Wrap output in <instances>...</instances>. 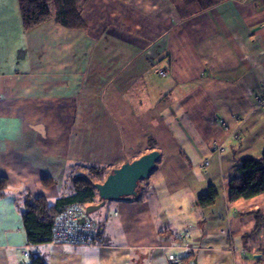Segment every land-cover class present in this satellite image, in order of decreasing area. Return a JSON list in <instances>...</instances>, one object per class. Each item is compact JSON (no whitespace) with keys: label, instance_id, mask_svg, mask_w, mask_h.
I'll use <instances>...</instances> for the list:
<instances>
[{"label":"crops","instance_id":"1","mask_svg":"<svg viewBox=\"0 0 264 264\" xmlns=\"http://www.w3.org/2000/svg\"><path fill=\"white\" fill-rule=\"evenodd\" d=\"M176 2L88 0L84 28L25 31L18 2L0 0V264H264L251 214L264 195L228 191L239 161L264 152V0L184 18ZM149 138L160 156L136 195L89 216L97 245L27 243L24 193L53 202L72 175L150 152ZM209 185L217 197L201 207Z\"/></svg>","mask_w":264,"mask_h":264},{"label":"trees","instance_id":"2","mask_svg":"<svg viewBox=\"0 0 264 264\" xmlns=\"http://www.w3.org/2000/svg\"><path fill=\"white\" fill-rule=\"evenodd\" d=\"M20 13V21L25 31L33 29L40 24L54 20L67 28H84L81 13L88 0H16ZM225 0H177L175 8L182 18L192 13L213 7L214 4ZM149 150L157 149L153 138H149ZM237 174L229 182V200L251 198L258 194L264 195V152L259 157H243L239 161ZM108 173L101 167L87 168L86 174H75L69 178L68 191L50 202L43 196L24 193L21 214L27 243L31 245L48 243L52 236L54 220L64 208L70 205L87 206L94 204L97 199L95 182H102ZM48 183V182H46ZM6 179L0 177V197L6 193ZM216 189L209 185L205 193L197 198L201 207H210L217 197ZM255 220L254 232L262 231L264 236V214L251 213ZM30 264H46L40 255L34 256Z\"/></svg>","mask_w":264,"mask_h":264},{"label":"built area","instance_id":"3","mask_svg":"<svg viewBox=\"0 0 264 264\" xmlns=\"http://www.w3.org/2000/svg\"><path fill=\"white\" fill-rule=\"evenodd\" d=\"M160 75H165L164 70H159ZM255 97V106L264 109V91L257 94ZM222 148H218V152ZM208 165V160H205L202 167ZM85 207L80 205H70L64 208L57 217L53 225L52 236L48 244L53 245H67V246H95L97 245L98 229L100 223L91 220L87 217ZM84 217V219H83ZM83 219V222L82 220ZM244 253L245 250H242ZM167 264H185L179 256H169Z\"/></svg>","mask_w":264,"mask_h":264},{"label":"water","instance_id":"4","mask_svg":"<svg viewBox=\"0 0 264 264\" xmlns=\"http://www.w3.org/2000/svg\"><path fill=\"white\" fill-rule=\"evenodd\" d=\"M160 153L153 149L137 159L115 167L102 182H95L98 203L85 206L86 215L103 206L105 201L128 199L136 195L139 180L149 176L159 160ZM84 219V217H83ZM83 219L82 222H83Z\"/></svg>","mask_w":264,"mask_h":264},{"label":"rangeland","instance_id":"5","mask_svg":"<svg viewBox=\"0 0 264 264\" xmlns=\"http://www.w3.org/2000/svg\"><path fill=\"white\" fill-rule=\"evenodd\" d=\"M14 1H16V0H14ZM16 2H17V1H16ZM20 20H21V19H20ZM91 214H92V213H91ZM91 214H88L87 217H89ZM241 252H242V251H241Z\"/></svg>","mask_w":264,"mask_h":264}]
</instances>
